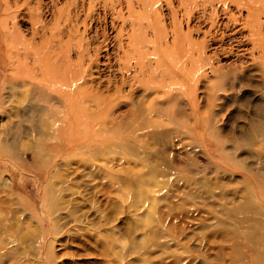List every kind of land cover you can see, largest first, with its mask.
Segmentation results:
<instances>
[{
    "label": "rangeland",
    "instance_id": "rangeland-1",
    "mask_svg": "<svg viewBox=\"0 0 264 264\" xmlns=\"http://www.w3.org/2000/svg\"><path fill=\"white\" fill-rule=\"evenodd\" d=\"M75 1L0 0V264H264V0Z\"/></svg>",
    "mask_w": 264,
    "mask_h": 264
},
{
    "label": "bare ground",
    "instance_id": "bare-ground-1",
    "mask_svg": "<svg viewBox=\"0 0 264 264\" xmlns=\"http://www.w3.org/2000/svg\"><path fill=\"white\" fill-rule=\"evenodd\" d=\"M99 1H101V2H103V4H104V7H107V6H109V7H111V8H114L113 6L114 5H111L110 6V4L108 3L109 2V0H97L96 1V4H98V2ZM251 1V0H250ZM253 3H254V1H252ZM256 2V1H255ZM121 3V1L120 0H118L117 2H116V5H115V7L118 5V4H120ZM96 4H94V5H96ZM75 5L77 6V4H76V1L75 0H67V3H66V6L67 7H64L63 9H62V14L63 15H65V18H66V22H67V24L70 26L71 24H73V23H71V22H73L72 20H73V17H72V12H71V8H75ZM130 6H131V3L129 4ZM129 5H128V7H129ZM251 5V4H250ZM254 6V5H253ZM89 14H88V17H91V15H93L92 14V12H93V7H95V6H93V3H92V0H90V5H89ZM263 7V6H262ZM77 8V7H76ZM110 8V9H111ZM109 9V10H110ZM227 9H229V8H227ZM251 9V8H250ZM244 10V9H243ZM252 11H254L253 9H252ZM256 12V11H255ZM189 14V13H188ZM62 15V16H63ZM190 16V15H189ZM235 16V15H234ZM255 16V15H254ZM257 17H259V16H257ZM189 18V17H188ZM189 20V19H188ZM124 23V25H125V21L123 22ZM68 26V27H69ZM33 49V48H32ZM35 49V48H34ZM33 49V50H34ZM39 50V49H38ZM35 51V50H34ZM48 59H50V58H48ZM41 67V66H40ZM183 68H181V70H179V72L182 74H184V78H186L185 76V73L184 72H182L183 70H182ZM185 70H186V68H185ZM188 71H190V70H188ZM186 72V71H185ZM185 80V79H184ZM39 82H44V78H42V80H39Z\"/></svg>",
    "mask_w": 264,
    "mask_h": 264
}]
</instances>
